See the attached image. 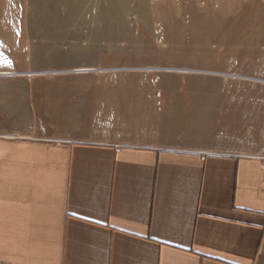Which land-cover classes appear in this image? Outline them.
<instances>
[{
    "label": "crops",
    "instance_id": "1",
    "mask_svg": "<svg viewBox=\"0 0 264 264\" xmlns=\"http://www.w3.org/2000/svg\"><path fill=\"white\" fill-rule=\"evenodd\" d=\"M217 93L166 73L58 86L0 132V264H264V144L222 141Z\"/></svg>",
    "mask_w": 264,
    "mask_h": 264
},
{
    "label": "rangeland",
    "instance_id": "2",
    "mask_svg": "<svg viewBox=\"0 0 264 264\" xmlns=\"http://www.w3.org/2000/svg\"><path fill=\"white\" fill-rule=\"evenodd\" d=\"M127 72L217 91L222 141L264 144V0H0V132L60 85Z\"/></svg>",
    "mask_w": 264,
    "mask_h": 264
},
{
    "label": "built area",
    "instance_id": "3",
    "mask_svg": "<svg viewBox=\"0 0 264 264\" xmlns=\"http://www.w3.org/2000/svg\"><path fill=\"white\" fill-rule=\"evenodd\" d=\"M261 162H262V164L264 166V157L261 158Z\"/></svg>",
    "mask_w": 264,
    "mask_h": 264
}]
</instances>
